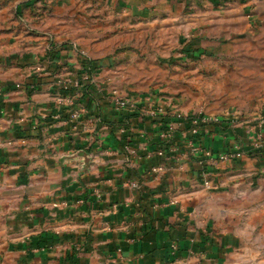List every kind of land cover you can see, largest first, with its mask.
Wrapping results in <instances>:
<instances>
[{"label": "crops", "instance_id": "1", "mask_svg": "<svg viewBox=\"0 0 264 264\" xmlns=\"http://www.w3.org/2000/svg\"><path fill=\"white\" fill-rule=\"evenodd\" d=\"M175 111L218 119L210 155L188 154L179 130L156 155ZM255 141L264 0H0V264H228L252 253L254 222L264 234ZM236 146L240 158L218 160Z\"/></svg>", "mask_w": 264, "mask_h": 264}, {"label": "built area", "instance_id": "2", "mask_svg": "<svg viewBox=\"0 0 264 264\" xmlns=\"http://www.w3.org/2000/svg\"><path fill=\"white\" fill-rule=\"evenodd\" d=\"M68 100L65 97H60L57 99L58 103H63ZM114 101L119 107H124L127 104L126 99L120 96L116 91L114 93ZM162 110H159V112ZM79 111L71 113L72 119L80 118ZM218 119L213 116L208 115H195V116H186L180 111H175L173 115H168L163 123V128L161 129L160 137L162 139L161 148L156 150V155L161 158L167 157V151L165 149L166 145H173L176 140H178V130L180 131V140L181 146L185 147L188 151V154L196 156L197 154H206L210 155L211 151L205 144L204 137L210 131L211 125L216 122ZM126 128L121 129L122 133L126 132ZM127 133V132H126ZM255 147H264L260 141H255ZM243 155L242 149L240 147L231 148L223 153H220L218 156L219 161H229L231 159H238ZM201 164L208 165L205 159L200 161ZM165 166L155 165L150 170L151 173L155 174L156 177L164 171ZM207 174V173H205ZM131 186L139 188L140 184L136 181H131ZM210 179L205 181V186L211 187ZM178 246L174 243L172 245V252L175 254L177 252Z\"/></svg>", "mask_w": 264, "mask_h": 264}, {"label": "rangeland", "instance_id": "3", "mask_svg": "<svg viewBox=\"0 0 264 264\" xmlns=\"http://www.w3.org/2000/svg\"><path fill=\"white\" fill-rule=\"evenodd\" d=\"M207 94L202 95V97H206ZM212 98H214V100H216L215 102L218 103V100L220 99L221 101H223V99L225 98V96L222 95H211ZM216 110H212L211 111H217ZM233 112H237L239 113V110H234ZM253 224H257V226L259 227V223L254 222ZM257 226H253L251 229H249V235L248 238L244 237V240H248L247 241V247L248 249L252 250L251 252L246 253H241L239 252L238 255L232 257L230 259V262L228 264H264V234L259 236V230L257 228ZM232 233L235 235L237 233V235H239L240 233H242V231L236 230V229H232ZM244 240H243V244H244ZM242 248V247H240ZM247 249V248H246ZM245 249V250H246ZM243 250V249H241Z\"/></svg>", "mask_w": 264, "mask_h": 264}]
</instances>
